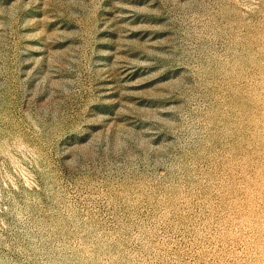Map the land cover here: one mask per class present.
Listing matches in <instances>:
<instances>
[{
	"label": "rangeland",
	"instance_id": "obj_1",
	"mask_svg": "<svg viewBox=\"0 0 264 264\" xmlns=\"http://www.w3.org/2000/svg\"><path fill=\"white\" fill-rule=\"evenodd\" d=\"M0 264H264V0H0Z\"/></svg>",
	"mask_w": 264,
	"mask_h": 264
}]
</instances>
